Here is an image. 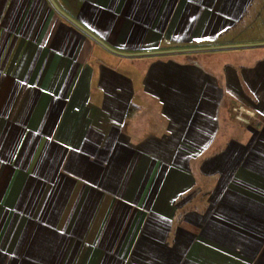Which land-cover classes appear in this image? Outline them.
<instances>
[{
    "label": "crops",
    "instance_id": "obj_1",
    "mask_svg": "<svg viewBox=\"0 0 264 264\" xmlns=\"http://www.w3.org/2000/svg\"><path fill=\"white\" fill-rule=\"evenodd\" d=\"M53 1L95 38L0 0V264H264V0Z\"/></svg>",
    "mask_w": 264,
    "mask_h": 264
},
{
    "label": "water",
    "instance_id": "obj_2",
    "mask_svg": "<svg viewBox=\"0 0 264 264\" xmlns=\"http://www.w3.org/2000/svg\"><path fill=\"white\" fill-rule=\"evenodd\" d=\"M51 2L53 3V5L55 6V8L62 14L64 15L67 19H69L71 22H73L74 24H76L78 27H80L82 30H84L85 32H87L90 36H92L93 38H95L94 35H92L89 31H87L85 28H83L82 26H80L74 19H72L69 15H67L66 13H64L62 10H60L58 8V6L56 5V3L51 0ZM97 39V38H96ZM98 40V39H97ZM102 45H104L105 47H107L108 49L114 51L113 49H111L110 47H108L104 42L98 40ZM199 49V48H198ZM202 49H207V48H202ZM187 50H194V49H187ZM116 52V51H114ZM169 52H173L172 50H168V51H153V52H147V53H136V54H157V53H169ZM120 54H125V53H120ZM127 55V54H126Z\"/></svg>",
    "mask_w": 264,
    "mask_h": 264
},
{
    "label": "built area",
    "instance_id": "obj_3",
    "mask_svg": "<svg viewBox=\"0 0 264 264\" xmlns=\"http://www.w3.org/2000/svg\"><path fill=\"white\" fill-rule=\"evenodd\" d=\"M233 110L236 112V115H235L236 119L243 121V122H248L247 117L251 116V113L249 111L244 110V109H240L239 107H235V108H233ZM242 112H243V114H246L247 117L242 116L241 115Z\"/></svg>",
    "mask_w": 264,
    "mask_h": 264
},
{
    "label": "rangeland",
    "instance_id": "obj_4",
    "mask_svg": "<svg viewBox=\"0 0 264 264\" xmlns=\"http://www.w3.org/2000/svg\"><path fill=\"white\" fill-rule=\"evenodd\" d=\"M232 113H233V118L235 119V120H237V121H240V120H238V119H236V117H235V115H236V112L232 109ZM242 116H244V117H247V115L246 114H243V112H242V114H241ZM243 121H241V123H242Z\"/></svg>",
    "mask_w": 264,
    "mask_h": 264
}]
</instances>
